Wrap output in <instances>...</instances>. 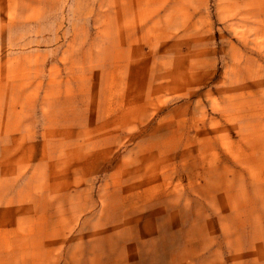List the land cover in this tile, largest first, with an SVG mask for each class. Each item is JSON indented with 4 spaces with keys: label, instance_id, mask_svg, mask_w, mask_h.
I'll return each instance as SVG.
<instances>
[{
    "label": "rangeland",
    "instance_id": "obj_1",
    "mask_svg": "<svg viewBox=\"0 0 264 264\" xmlns=\"http://www.w3.org/2000/svg\"><path fill=\"white\" fill-rule=\"evenodd\" d=\"M260 135L264 0H0V260L264 264Z\"/></svg>",
    "mask_w": 264,
    "mask_h": 264
},
{
    "label": "bare ground",
    "instance_id": "obj_2",
    "mask_svg": "<svg viewBox=\"0 0 264 264\" xmlns=\"http://www.w3.org/2000/svg\"><path fill=\"white\" fill-rule=\"evenodd\" d=\"M33 44H36L35 41H33ZM22 46V45H21ZM20 47V46H19ZM11 52V51H10ZM9 52V53H10ZM7 53V54H9ZM7 54H5V62L7 60V58H9L7 56ZM145 114V107L140 108H136L132 111L131 114V118H130V122L129 125H131L132 123H136V122H140L141 119L143 118ZM262 132V129L260 127H258L257 125H253L250 129L247 130V134L252 135V134H259ZM109 138L105 137L104 140H107ZM104 140H95L92 141L94 142V144L92 146L96 147H100L102 149H104V151L98 155L96 153H90L87 154L86 152L84 153V149L81 148L79 149V153L81 154L80 159L82 160H87L89 161L88 163V169L86 171H90V172H96L98 170L103 169L104 166L109 165V163L111 162V156H110V150L112 148V142L110 140H107L106 142H103ZM252 145H256V144H264V137L260 135V137L258 139H256L255 141H253V143H251ZM86 148V147H85ZM88 149H92V147L88 146ZM8 153V150L6 148H1L0 149V155L6 154ZM144 169H148L147 166H145ZM77 193V194H76ZM74 193L75 196L70 197L69 201L72 203V209L76 208V206L80 203V206L82 205V199L84 198H88L87 194H79L82 192H76ZM206 195H210V190L208 189ZM65 198H68V196H65ZM4 200L0 197V203H2ZM8 201H4L3 204H6ZM166 207H169V204L165 205ZM175 206V205H174ZM164 208H157L153 211V215H150L148 217V220H150L152 217H154V219H158L159 223L161 224V226H168L170 224V222H172L173 220H177L178 219V214H176L177 211L174 212L172 217H167V218H159V214L162 212ZM70 211V210H69ZM181 219H185L187 218L185 216L184 213H182L181 215ZM199 218V216L197 217ZM197 228H199L198 226L194 225L190 228V230L194 231L197 230ZM67 231V228H59L58 230L52 231L51 234H46L45 236L42 237V242H49V243H53L56 241H62L63 239V234ZM126 232V231H125ZM124 233V231H123ZM190 234V233H189ZM121 240V236L118 237V239H109L108 241H105L103 244H99V246H95V245H90L87 249L88 252H110V253H115L118 248H119V242ZM33 244H36V242H34ZM135 249H137V245H129V247L127 248H123L121 251V256L123 257H128V256H133L134 255V251ZM68 252L70 253V255L72 257L75 256H80L82 254V252L76 254L74 253V251L69 247L68 248ZM24 261L20 262L19 264H31L32 260H28V259H23ZM0 264H13V261H2L0 260ZM15 264V263H14Z\"/></svg>",
    "mask_w": 264,
    "mask_h": 264
}]
</instances>
